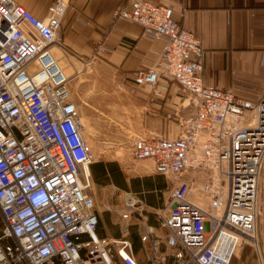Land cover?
I'll use <instances>...</instances> for the list:
<instances>
[{
    "label": "built area",
    "instance_id": "built-area-1",
    "mask_svg": "<svg viewBox=\"0 0 264 264\" xmlns=\"http://www.w3.org/2000/svg\"><path fill=\"white\" fill-rule=\"evenodd\" d=\"M69 1L53 0L38 18L14 0H0V264H230L256 239L264 93L252 101L204 83V49L171 6L130 0L115 12L141 25L143 36L164 41L161 70L138 69L134 82L158 95L160 77H169L195 108L194 117L175 115L177 137L132 141V157L150 159L157 173L179 180L193 170L200 179L179 180L170 190L157 212L170 234L145 229L141 240L151 242L153 254L137 261L127 237L96 232L93 183L83 171L92 155L70 80L50 51L55 45L66 53L59 36ZM197 192L207 209L192 199ZM123 199L125 223L140 215L141 201L131 192ZM121 230L126 235L128 228ZM164 242L170 251L160 250Z\"/></svg>",
    "mask_w": 264,
    "mask_h": 264
},
{
    "label": "crops",
    "instance_id": "crops-1",
    "mask_svg": "<svg viewBox=\"0 0 264 264\" xmlns=\"http://www.w3.org/2000/svg\"><path fill=\"white\" fill-rule=\"evenodd\" d=\"M14 1L25 6L38 18L46 15L47 7L53 2ZM142 1L171 6L173 17L180 27L194 31L205 52L202 71L204 83L229 90L237 97L252 101H257L263 95L264 0ZM129 2L130 0H70L61 17L60 37L68 57L98 64L89 67V70L103 71L126 79L119 84H106L103 96L98 95L96 99L90 93L93 83L84 82L79 94L75 95L73 92L72 99L77 105L78 114L84 116L88 123L85 131L82 125L81 134L87 139H95L99 134L94 128L97 114L89 109L97 104L102 107V115L107 118L106 130L111 133H114L112 128L117 124L114 121L118 120L129 126L135 123L136 133H132L133 135H163L173 139L178 134L175 115L194 117L195 108L186 91L169 77H160L158 95L153 93L152 88L134 82L133 73L138 69L161 70L158 62L164 41L145 37L142 35L141 25L115 17V12ZM50 51L66 74L62 64L68 60L61 49L52 45ZM89 72L84 71L83 74ZM72 74L70 72L66 75L70 79ZM120 91L124 93L121 94ZM121 99L126 102L122 104ZM83 104L89 108L83 107ZM122 113L123 120L118 119ZM167 114L174 117L168 118ZM114 130L119 132L118 129ZM112 146L111 149H124L114 143ZM103 147L109 149L108 146ZM98 161L112 162L108 168L113 173L109 171L95 183L89 170L96 188L101 191L106 189L101 196L97 194L95 197L93 193L98 212L97 235L109 239L127 237L132 243L136 260L148 261L153 251L149 240H141L143 232L152 226L157 236L166 238L170 231L159 225L157 212L167 206L169 192L179 180L194 177L196 183H199L200 179L191 170L179 180H174L168 175L157 173L150 159L133 163L129 158L120 156L116 159L101 158L94 162ZM126 192L133 193L141 201V213L132 214L123 223L120 214L127 210L123 199ZM115 193L119 202L116 198L115 202L112 200ZM198 195L197 192L192 199L207 209V201L199 199ZM99 203L106 206L99 210ZM124 224L128 228L126 235L121 230ZM255 235L258 249L264 250V226H257ZM170 249L165 242L160 245V250ZM231 260L232 264H262L255 249L247 247L238 250ZM147 264L153 263L148 261Z\"/></svg>",
    "mask_w": 264,
    "mask_h": 264
},
{
    "label": "rangeland",
    "instance_id": "rangeland-1",
    "mask_svg": "<svg viewBox=\"0 0 264 264\" xmlns=\"http://www.w3.org/2000/svg\"><path fill=\"white\" fill-rule=\"evenodd\" d=\"M60 37V36H59ZM60 40L61 37H60ZM63 54L66 56V59L68 60L67 62L64 61V63L62 64L65 72H67L66 74L69 75L70 72H73L72 75H70V81H69V86H70V91L73 97V92H75V95L79 94V90L80 87H82L83 83H93L92 89H90V93L92 95V97H94L96 99V97H99L98 95H102L104 93V89L107 87L106 84L108 83H114V84H119L120 82H125L126 79H123L121 76L119 75H115V74H108L105 73L103 71L100 72H95V70H89V67L91 66H98L97 63H92L88 60H81L79 58H70L68 57L67 53L63 52ZM102 65V64H101ZM37 65L34 64L32 66V70L37 69ZM84 71H90L88 74H83ZM94 71V72H92ZM97 71V70H96ZM86 78V79H85ZM148 88H150L149 86H147ZM115 88H118L117 86H115ZM121 94L124 93V91H120ZM120 102L123 104L124 102H126L125 100L121 99ZM83 107H88L86 106V104H83ZM89 108V107H88ZM91 111H93L95 114H97V120L94 123V128L99 132V134H97V136H95V139H87L85 138V132H83L84 134V140L86 142V144L88 145L89 148V152L92 155V162L96 160H99L101 158H107V159H116L120 156H125L127 158L130 159L131 162L135 163V162H139V160H136L132 157L131 155V144L133 139L137 136V135H133L132 133H136V126L135 123H131V125H127L121 121L115 120L114 122H117V124H115L112 128V132L111 133L110 130L107 131L106 128V124L108 122H106L107 118H105L102 113V107H98L97 104L92 106L91 108H89ZM101 112V113H100ZM80 119H81V123L84 126V130L88 127V123L85 121L84 116H82L80 114ZM124 118V114L122 113L120 116H118V119L123 120ZM114 129H118L119 132L116 133ZM134 129V130H133ZM130 134V137H129ZM128 136V137H127ZM117 144L118 146H123L124 149H111L113 146L112 144ZM103 146H108L109 149H104ZM102 147V148H100ZM97 186L94 185V183L92 184V192L94 193L95 197L98 194L99 196H101L105 190L101 191L100 188L97 189ZM98 198V197H97ZM102 198V197H100ZM115 198L116 201L119 202V198L117 193H115V195H112V200L114 199L115 202ZM98 208L99 210L102 208H104L105 206L103 204H98ZM104 206V207H103ZM108 207H112L111 205H108ZM258 208H259V214H258V218H257V226L261 225L264 226V162H263V166L262 169L260 171V176H259V184H258ZM112 211V210H111ZM103 211H102V215H103ZM254 239V243H246L243 245L242 249L244 247L247 248H253L255 249L260 262L262 264H264V250H262L261 248L258 249L257 247V243H255ZM232 260L230 261V264H232Z\"/></svg>",
    "mask_w": 264,
    "mask_h": 264
},
{
    "label": "trees",
    "instance_id": "trees-1",
    "mask_svg": "<svg viewBox=\"0 0 264 264\" xmlns=\"http://www.w3.org/2000/svg\"><path fill=\"white\" fill-rule=\"evenodd\" d=\"M111 163L112 162L98 161L89 165V170L91 171L95 183H98V180L104 178L105 174H107L109 171L113 173V171L109 170L108 168Z\"/></svg>",
    "mask_w": 264,
    "mask_h": 264
},
{
    "label": "bare ground",
    "instance_id": "bare-ground-1",
    "mask_svg": "<svg viewBox=\"0 0 264 264\" xmlns=\"http://www.w3.org/2000/svg\"><path fill=\"white\" fill-rule=\"evenodd\" d=\"M65 56V55H64ZM55 57V56H54ZM66 57V56H65ZM83 171H84V173H87V172H89V168L86 166V167H84V169H83Z\"/></svg>",
    "mask_w": 264,
    "mask_h": 264
}]
</instances>
